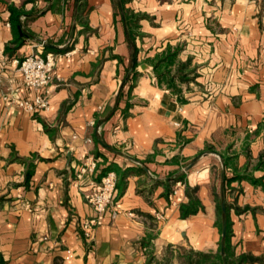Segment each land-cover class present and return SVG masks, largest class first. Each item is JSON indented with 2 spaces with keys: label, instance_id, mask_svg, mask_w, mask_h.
<instances>
[{
  "label": "crops",
  "instance_id": "1",
  "mask_svg": "<svg viewBox=\"0 0 264 264\" xmlns=\"http://www.w3.org/2000/svg\"><path fill=\"white\" fill-rule=\"evenodd\" d=\"M168 45L194 76L178 92L146 61ZM0 51V264H182L217 252L218 201L234 257L264 264V0H0ZM47 52L49 107L4 99L13 59ZM107 171L116 215L87 239L83 193Z\"/></svg>",
  "mask_w": 264,
  "mask_h": 264
},
{
  "label": "built area",
  "instance_id": "2",
  "mask_svg": "<svg viewBox=\"0 0 264 264\" xmlns=\"http://www.w3.org/2000/svg\"><path fill=\"white\" fill-rule=\"evenodd\" d=\"M13 62L17 65V70L21 74V83L11 87L4 95V99L10 100L27 112L46 110L49 107L50 91L48 84L55 65L54 54L47 52L42 56L41 53H29L22 59H13ZM5 63V55L0 51V81L3 77ZM21 86H27L34 90L42 89V91L35 94L32 98H20L16 94ZM175 124L178 125V123ZM95 166L96 162L94 159L83 163L79 166L76 177L79 179L86 174L92 173ZM116 183V173L107 171L98 181H92L90 186L84 191L83 196L94 211V214L85 218L81 224L82 235L85 238H91L93 229L104 222L108 210L112 217L116 215V211L113 210L117 196ZM157 217L161 218L162 216L158 214Z\"/></svg>",
  "mask_w": 264,
  "mask_h": 264
},
{
  "label": "trees",
  "instance_id": "3",
  "mask_svg": "<svg viewBox=\"0 0 264 264\" xmlns=\"http://www.w3.org/2000/svg\"><path fill=\"white\" fill-rule=\"evenodd\" d=\"M124 10V8H122ZM9 10L13 13L18 10L13 5L9 6ZM22 12L21 10H19ZM126 14V13H125ZM16 45L21 41L15 38ZM180 51L179 47H172L168 45L164 51L156 54L152 58H147L146 61L152 66L155 77L159 85H165L167 88L174 92H178L181 83L191 81L194 76L186 71L188 61L181 62L177 59ZM4 54L7 56L10 53L5 49ZM199 202L193 196H189V202L180 205L182 216L194 213L199 206ZM217 213L219 215L218 226L220 228L221 239L219 248L216 253L193 252L192 250H182L184 254L180 255L182 264H242L248 258L245 255L234 257L229 242L230 237V224L226 217L223 215L221 202H217Z\"/></svg>",
  "mask_w": 264,
  "mask_h": 264
},
{
  "label": "water",
  "instance_id": "4",
  "mask_svg": "<svg viewBox=\"0 0 264 264\" xmlns=\"http://www.w3.org/2000/svg\"><path fill=\"white\" fill-rule=\"evenodd\" d=\"M140 68H141L142 70H152V68H151L147 63H142V64H140ZM109 110H110V106H107V107L105 108V110L103 111L102 116H103V117L106 116V114L109 112Z\"/></svg>",
  "mask_w": 264,
  "mask_h": 264
},
{
  "label": "rangeland",
  "instance_id": "5",
  "mask_svg": "<svg viewBox=\"0 0 264 264\" xmlns=\"http://www.w3.org/2000/svg\"><path fill=\"white\" fill-rule=\"evenodd\" d=\"M182 254H184V251H181Z\"/></svg>",
  "mask_w": 264,
  "mask_h": 264
}]
</instances>
